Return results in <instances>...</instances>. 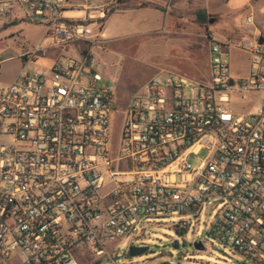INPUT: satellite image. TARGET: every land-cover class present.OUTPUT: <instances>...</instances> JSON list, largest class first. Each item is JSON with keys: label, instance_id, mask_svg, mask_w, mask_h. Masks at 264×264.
<instances>
[{"label": "built area", "instance_id": "built-area-1", "mask_svg": "<svg viewBox=\"0 0 264 264\" xmlns=\"http://www.w3.org/2000/svg\"><path fill=\"white\" fill-rule=\"evenodd\" d=\"M69 3L0 0V18L45 26L0 86V264H144L132 259L148 247L119 256L118 241L143 217L184 218L214 195L216 236L243 264H264V41L211 36L207 79L157 75L120 104L88 66L99 36L63 17ZM229 47L248 56L244 76H232Z\"/></svg>", "mask_w": 264, "mask_h": 264}, {"label": "rangeland", "instance_id": "rangeland-1", "mask_svg": "<svg viewBox=\"0 0 264 264\" xmlns=\"http://www.w3.org/2000/svg\"><path fill=\"white\" fill-rule=\"evenodd\" d=\"M145 7H154L163 14ZM199 10L207 17L203 25L195 21ZM62 15L72 21H84L99 36L92 50L94 70L103 81L111 83L120 104L157 75L172 73L207 79L211 36L220 42L264 38V0H70ZM247 16L251 23L246 22ZM44 31L42 23L29 21L21 12L17 18H0V86L14 80L23 65L19 56L34 48ZM101 33L104 38H100ZM57 51L58 56L80 58L72 47ZM228 51L232 76H244L248 56L231 47ZM34 60L31 67H47L51 62L47 56ZM256 100L257 96H245L244 102L249 104L244 106L249 107ZM118 124L119 117L114 121L115 130ZM203 155L202 152L190 158L189 163L197 165ZM223 205L214 195L200 210L184 218L143 217L129 235L118 241L119 256L132 243L148 247L145 254L132 259L144 264L169 260L180 264H243L244 258L223 244L213 230ZM181 221L187 226L177 232L172 224ZM201 237L204 249L197 251L190 244ZM173 241L178 243L176 249L171 245Z\"/></svg>", "mask_w": 264, "mask_h": 264}, {"label": "water", "instance_id": "water-1", "mask_svg": "<svg viewBox=\"0 0 264 264\" xmlns=\"http://www.w3.org/2000/svg\"><path fill=\"white\" fill-rule=\"evenodd\" d=\"M263 41H264V38H263L262 36H260L259 39H258V43L261 44V43H263ZM93 60H94V58L91 57L90 60H89V62H88V66H89V67L92 66V62H93ZM109 85L111 86V83H109ZM171 245H172V247L175 248V249L178 247V243H177L176 241H173ZM190 245H191L195 250H197V251H201V250L204 249L203 245H202L201 242H199V241H195V242H193V243L190 244ZM183 246H184V244H183ZM146 250H147V247H142V248H136V247H134V248H132V249L130 250L129 253H130L131 256H136V255H140L142 252H145Z\"/></svg>", "mask_w": 264, "mask_h": 264}, {"label": "trees", "instance_id": "trees-1", "mask_svg": "<svg viewBox=\"0 0 264 264\" xmlns=\"http://www.w3.org/2000/svg\"><path fill=\"white\" fill-rule=\"evenodd\" d=\"M105 16L106 15H104V18ZM195 21L200 25H203L207 22V17L203 10H199L195 13Z\"/></svg>", "mask_w": 264, "mask_h": 264}, {"label": "crops", "instance_id": "crops-1", "mask_svg": "<svg viewBox=\"0 0 264 264\" xmlns=\"http://www.w3.org/2000/svg\"><path fill=\"white\" fill-rule=\"evenodd\" d=\"M131 8H133V7H131ZM145 8H147V7H145ZM145 10H153V11H159L158 9H156V8H154V7H150V8H147V9H145ZM160 13H162L161 11H159ZM163 14V13H162ZM100 27H103V25L101 24V26ZM105 37V34L104 33H101V35H100V38H104ZM99 38V37H98ZM98 40V39H97ZM19 74V73H18ZM18 76V75H17ZM16 76V77H17ZM15 77V78H16ZM14 78V79H15Z\"/></svg>", "mask_w": 264, "mask_h": 264}, {"label": "flooded vegetation", "instance_id": "flooded-vegetation-1", "mask_svg": "<svg viewBox=\"0 0 264 264\" xmlns=\"http://www.w3.org/2000/svg\"><path fill=\"white\" fill-rule=\"evenodd\" d=\"M197 241L201 242V244L204 245V239H203V237L199 238Z\"/></svg>", "mask_w": 264, "mask_h": 264}]
</instances>
